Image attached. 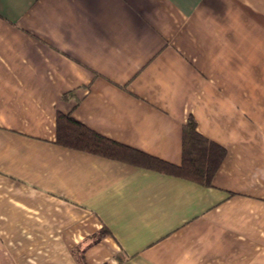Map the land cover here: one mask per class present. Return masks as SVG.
<instances>
[{
	"label": "crops",
	"instance_id": "obj_1",
	"mask_svg": "<svg viewBox=\"0 0 264 264\" xmlns=\"http://www.w3.org/2000/svg\"><path fill=\"white\" fill-rule=\"evenodd\" d=\"M209 186L56 143V116ZM0 264H264V0H0Z\"/></svg>",
	"mask_w": 264,
	"mask_h": 264
},
{
	"label": "trees",
	"instance_id": "obj_2",
	"mask_svg": "<svg viewBox=\"0 0 264 264\" xmlns=\"http://www.w3.org/2000/svg\"><path fill=\"white\" fill-rule=\"evenodd\" d=\"M56 143L99 156L135 162L144 158L150 168L171 173L178 177L209 186L211 179L219 167L224 149L196 131L195 122L189 118L182 130L181 163L170 165L103 137L75 119L69 114L58 113L56 116Z\"/></svg>",
	"mask_w": 264,
	"mask_h": 264
}]
</instances>
